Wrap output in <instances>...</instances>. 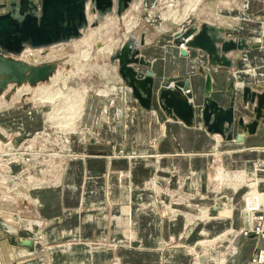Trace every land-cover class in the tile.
<instances>
[{
    "label": "crops",
    "instance_id": "obj_1",
    "mask_svg": "<svg viewBox=\"0 0 264 264\" xmlns=\"http://www.w3.org/2000/svg\"><path fill=\"white\" fill-rule=\"evenodd\" d=\"M11 1L0 0V6ZM248 1H250L249 7L255 6V0ZM257 2L261 4L259 9L263 11V16L250 20L251 23L256 22L257 26H245V24L242 26L243 22L237 15L231 16V19L223 18L220 22L211 23L228 29L234 35L232 38L244 37L252 44H259L257 49L230 55L238 61V65L236 62V67L231 70L237 88L239 87L237 86V77L240 75L245 79L243 85H257L264 88V31H262L264 30V0ZM243 30H247L245 35H241ZM142 33L143 36L147 34L138 31L139 37ZM174 33L171 36L172 40ZM158 44L161 43L158 42ZM161 45L168 58L161 69L158 67L160 62H151L150 70L154 74L156 84L158 83L157 85L160 87L163 82L168 83L173 80L169 82L170 86L176 80H193L190 92H193L192 101L197 108V105L201 104L203 100L204 80L195 65L193 66V59L197 58V52H190L188 57H184L180 54L181 49H177L172 43L171 45L165 43ZM160 64L162 66V63ZM145 70L146 68L142 69V71ZM229 72L221 70L222 77L219 79L211 74L214 80L211 95L221 106H225L229 102V93L222 91V88L226 87L225 83ZM120 82L118 85L112 84L111 88L99 91L103 97H108L111 89L115 93L119 92L116 95H122V101L117 104L115 113L112 111L110 116L111 127L115 126L114 132H111V128H109V132L103 134L104 141H116L122 147L123 130L130 127L134 130L131 132L130 139L138 142L135 152L151 155L155 154L157 149L150 146L148 142L160 139L162 141L160 152L170 155L160 157L158 164L160 167L178 164L183 173L198 170L199 173L191 172L195 182H190V184L189 181L185 182V187L191 191L196 188L206 193L207 174L203 168L212 159L210 155H200V165H196V168L193 169V160L196 158L191 154L195 151L213 152L222 156L218 155L221 161L217 160L219 163L213 177L216 176L220 166L226 172H241L242 180L239 179L234 183H240L243 178L250 179L255 175L256 166L251 165V160L262 154L261 152L259 155L258 151L259 147L264 144V121L261 123V130H258L253 136L245 135L241 143L237 144L234 140L225 142L218 135L208 134L198 117L193 127H186L182 122L166 117L156 101H154L151 111L142 110L133 98L131 90L124 85L122 80ZM6 94L8 93L0 95L1 103L2 100L7 99ZM224 95H226V100L221 101V97ZM117 100L119 99L117 98ZM108 120L107 118V122ZM240 133L235 131L233 137L235 138L236 134ZM161 134H164L163 138H160ZM125 135L127 139V133ZM214 136H218L222 142H217ZM71 147L79 157L82 156L76 141H71ZM89 148L97 149L99 147L91 145ZM110 149L114 150L115 155V148ZM225 149L226 151H223ZM114 155H107L106 158L83 156V160L72 159L71 162H68L63 184L59 189L42 191L37 189L36 192L33 191L35 193L33 199L29 197V192L22 193L20 196L23 197L22 201L25 202L22 203L25 206L31 208V203H33L39 207L37 219L30 217L22 219L9 206L6 211L0 209V264H108L115 254H118L116 262L120 264H164L159 253L163 256L166 252L165 264H176L177 262H179L178 264H189L186 252L184 254L183 250L178 248L179 245L165 248V242L170 236L176 237L182 232L183 220L179 218L176 222H170V220H164L157 216L153 211L142 212L140 210L141 204L151 201V196L143 190V182L153 170L149 163H153L154 157H150L148 160H129L125 157L117 158ZM232 156H235L236 160L246 161V167L242 170L225 169L229 168L226 160L235 159ZM131 163L133 164L131 165ZM122 173H126L123 178L119 177V174ZM234 183H229V185ZM253 189L251 188V191ZM18 194L16 193V195ZM249 195L251 197L254 194L250 193ZM0 198L5 199L7 203L15 201V198L3 195ZM239 203L241 204V202ZM184 208L187 210L186 207ZM232 213V219H234L232 227H236L239 223L238 212L232 210ZM243 213L245 219L249 221V214ZM210 214L208 213V215ZM212 231L216 233L219 230L213 227ZM195 237L196 234L192 230L188 233L186 240L191 242ZM10 238H14L16 241L29 240L32 242L31 248L15 244L10 241ZM35 240L36 242H33ZM96 241L100 242L98 245L100 248L92 247L93 242ZM233 241L228 246L230 251L225 258L226 264H245L250 257L251 249L247 244L241 247L236 238ZM247 243L252 245L253 240H248ZM177 253L184 254V260L180 257L176 258ZM201 262L202 264H211L204 257Z\"/></svg>",
    "mask_w": 264,
    "mask_h": 264
},
{
    "label": "rangeland",
    "instance_id": "obj_2",
    "mask_svg": "<svg viewBox=\"0 0 264 264\" xmlns=\"http://www.w3.org/2000/svg\"><path fill=\"white\" fill-rule=\"evenodd\" d=\"M137 1L138 0H133V3H137ZM156 1L158 0H144L142 8L139 12L134 13L132 17L139 22L136 30L139 32H146L152 38V42L141 50L142 56L147 61H158L162 63V66L160 63L158 65L161 69L163 63L167 61L168 58L161 44L165 43L171 45V36L174 30L178 32V27H172L173 29L171 30H161L159 31L160 33L155 29V26H159L163 23V21L160 20L161 14L167 13V8L160 5V2L156 4ZM255 1V6L252 5L249 7L250 1L248 0H203L199 5V10L205 9L212 3H215L219 10L222 8L218 16L231 19V16L237 15L243 22L241 23L242 26L243 24H245V26H257L255 24L256 22L251 23L250 20H255L257 17L263 16V11L259 9L261 4L257 2L258 0ZM245 5H247V8ZM180 7H183V4H181ZM199 10L197 13L200 12ZM153 11L156 17L153 21H150L149 14ZM197 16L201 17L200 14ZM198 17H193L192 23H199L202 17ZM205 19L209 18H202L201 20L204 21ZM210 19H215V16ZM124 24L125 22L119 23L117 31L115 30L112 32L110 41H120L123 39L125 32ZM90 29L92 28H88L86 32H89ZM119 31H122V37L119 36ZM241 33L239 34L245 35L247 30H243ZM228 35L231 38L234 37L232 32L228 33ZM158 42L161 44H158ZM98 44L100 45V43ZM56 49L55 51H58V53L62 55L58 56L59 58L61 57L62 63L60 62L59 68L57 69L59 72H56L59 78L54 84L55 87L52 86L50 91L55 94L56 91H59V97L73 94H87V96H85L83 114L80 119L73 124V128L61 130V132L59 129L57 130L56 127H49L46 120L50 112L49 109H52V104L48 102H45L43 105L39 103L33 104L31 103L30 96L27 100L25 98L28 97L24 96L21 99L16 97L12 100L15 92L10 93L9 98L2 100L4 104L0 107V197L4 193L8 194L9 191L13 197L16 196V193L29 192V197L33 199L35 198V193H33V191L36 192L37 189L41 191L59 189L63 184L65 171L69 164L68 162L76 158L83 160V156L106 158L108 157L107 155H114V150L110 148H115L116 154L114 157L117 158L125 157L129 160H148V158L154 157L153 163H149L153 170L150 175H148L145 182H143V190L151 196V201L141 204L140 210H142V212L153 211L157 216H160L164 220H170V222H176L179 218L183 220L182 232L176 237L170 236L165 242V248L168 249L179 245L180 247L178 248H181L184 254L186 252L189 258V264H195L197 258L203 261V257L207 258L211 264H226L225 258L230 251L228 246H230L236 238V240H239L241 247L247 244L249 246L248 248L251 249V253L249 254L250 257L245 264H264V262L260 261L261 248L264 246V155H262L264 154V144L259 147L260 149L258 152H260L259 155L262 152L261 156H256L251 160V165L256 166L255 175L250 179L245 177L240 183H234L232 185H228L229 183H227V181H217L214 179L215 177H213L217 164L219 163L217 160L220 154H214L213 152L209 153L207 151L192 152V157L195 156L194 158H196L193 160V169L196 168V165H200V155L203 156L207 154L210 155L212 159H210L203 168V171L207 174L206 193L196 188H193L191 191L185 187V182L189 181V184L190 182H195L194 175H192L191 172L199 173L198 170L183 173L180 171L178 164L170 167H168V165L164 168L160 167L158 165L160 159L165 156H170L169 154L160 152L162 144L160 139L148 142L150 146L156 147L157 149L155 154L150 155L135 152L138 142L130 139L131 132H134L133 128L128 127L127 130H123L122 147H120V144H117L116 141H104L102 138L103 134L109 132V128H111V132H114L113 128L115 126H113V128L111 127L110 116L112 111L117 109V104L122 101V95H116L117 93L119 94V92L115 93L113 89L109 91L108 97H103V95L99 94L101 93L99 91H103L104 88H111L113 86L107 79L102 77L100 70H98V67L103 66L106 60H104L101 55L98 60L93 59L95 61L91 60L88 62L80 59L81 61H79V63L82 67L79 66L78 70H76L75 66L79 63L76 62L78 59H76L75 56L80 50L85 48L75 50L69 43ZM188 52L189 55L191 54L190 52H197L198 58V51L188 50ZM181 65L184 66L185 64ZM237 78V83H245V79L241 75ZM171 81L173 80L169 82ZM23 87L29 86L23 85ZM193 91H195V89H193ZM59 97H57V99H59ZM114 98L116 99L114 100ZM117 98L119 100H117ZM224 100H226V95L221 97V101ZM201 104L197 105V109L201 107ZM247 116L249 117V115ZM107 118L109 119L108 122ZM41 133L45 138L41 137ZM163 137L164 134H161L160 138ZM70 139L76 141L79 145L80 151L82 152L81 157H79L77 152L71 147ZM91 145L99 148L91 149L89 148ZM217 151L219 152L220 150ZM223 151H226V149ZM6 153L15 155H13V157H5L4 154ZM17 157L18 160H15L14 158ZM234 157L235 156H232V158ZM226 161L229 164V168H224L228 170H242L247 165L246 161L236 160V157L234 160L229 158ZM132 164L133 163H131V165ZM224 164L227 165L226 163ZM125 176L126 173L119 174V177L123 178ZM241 183L243 184L240 185ZM232 186L238 189H234ZM251 188L254 189L251 191ZM250 193L262 195L263 199H255L254 195L250 197ZM22 199L23 197L16 196L14 202L7 203L5 199L0 198V200H2L0 201V209L6 211L9 206L13 211L15 210L22 219L29 217L37 219L39 207L31 203L32 207L28 208V206L22 203L25 202L24 200L22 201ZM239 202H241V204ZM183 207H186L187 210H185V208L183 209ZM247 208H250V210H246ZM232 210H236L239 216V223L236 227H232V221H234V219H232ZM243 212L249 214V221L245 219ZM252 212L255 217L253 223H251L250 220ZM208 213L211 214L208 215ZM260 217H263V219H260ZM213 227H216L219 231L215 233L212 231ZM192 230L193 233L196 234V237L191 242H188L186 237ZM248 240H253V244H248ZM33 242H36V240ZM99 244L100 242L98 241L93 242L92 247L100 248V246H98ZM166 253H164L163 256L159 253L164 264ZM184 254L179 253L175 257L183 259ZM117 255L118 254L113 255L108 264H120L116 262ZM221 260H223V263H221ZM178 263L179 262L176 264Z\"/></svg>",
    "mask_w": 264,
    "mask_h": 264
},
{
    "label": "water",
    "instance_id": "obj_3",
    "mask_svg": "<svg viewBox=\"0 0 264 264\" xmlns=\"http://www.w3.org/2000/svg\"><path fill=\"white\" fill-rule=\"evenodd\" d=\"M132 0H12L0 6V94L9 85L13 88L28 85L35 87L48 82L55 74L56 61L29 64L19 57L26 49L47 51L50 47L80 39L88 28H95L107 16L120 19L129 9ZM93 20L89 21V17ZM140 33V32H139ZM226 28L211 24L195 23L186 28L182 34L175 33L172 44L176 47L200 51L205 55L207 66L199 60L194 65L204 78L203 103L199 120L210 135H218L223 141L239 144L244 136H253L262 129L264 121V88L257 85L235 86V77L231 70L236 67L235 59L230 53L257 49L259 44L251 43L244 37L231 38ZM127 34L124 44L114 50L109 58L111 64L117 65V72L122 82L128 87L139 107L148 112L154 101L171 120L182 122L186 127H193L197 121V110L192 101L190 83L176 80L162 83L155 88L151 62L144 59L141 50L145 47L143 33ZM122 37V31H119ZM97 48L100 45L97 44ZM181 56L187 57L185 50ZM140 67L146 70L141 72ZM227 69L224 93H229V102L225 106L213 99V77L209 70ZM217 80V79H216ZM222 81V80H221ZM217 82L220 83L219 80ZM218 83V84H219ZM221 91V92H222ZM10 92L6 94L8 98ZM219 92V91H218ZM249 115V117L247 116ZM235 131L241 132L236 134ZM10 241L20 246L31 248L32 242L26 239Z\"/></svg>",
    "mask_w": 264,
    "mask_h": 264
},
{
    "label": "bare ground",
    "instance_id": "obj_4",
    "mask_svg": "<svg viewBox=\"0 0 264 264\" xmlns=\"http://www.w3.org/2000/svg\"><path fill=\"white\" fill-rule=\"evenodd\" d=\"M202 1L203 0H158V1H156V4H157V2H160V5H163V7L167 8L166 9L167 13L161 14L160 20L163 21V23L160 24L159 26H155V29L159 32L161 30H171V29H173L172 27H175V28L178 27L177 28L178 32L176 31V33L182 34L186 30V28L191 25L193 17H198L197 16L198 14H200V16L202 18H209V19L204 20V22L207 24L214 23L215 21L220 22L221 20H223V17L218 16V13H219V11H222L221 10L222 8L219 10L217 8V4H215V3H212L209 7L205 8V9L199 10V5ZM142 4H144V0H138L137 3L136 2L133 3V0H132V3L130 5L129 9L125 12V14L120 19L116 18L115 16H113V17L107 16V17H105L104 21L102 23H100L97 27L90 29L89 32H86V33L84 32L80 39L73 40V41L69 42L74 47L75 50L79 49V48L80 49L85 48V49L80 50V52L77 54L78 57H77V55L75 56V58L78 59V61H76V62L79 63V61H81V60L88 61V62L93 60V59L98 60L99 56L101 55L102 58H104V60H106V63H104L103 66L98 67V70H100L102 77L107 79V81H109L110 84L118 85L119 83H121L120 82L121 78L119 77L118 72H117V65L111 64L109 62V58L112 55V53L114 52V50H116L117 48H120L124 44L125 40L127 39V36H126L127 34H132V32H134V33L137 32L136 28H137V25L139 22H137V20L135 18H133L132 15H134V13L139 12V10L142 8ZM181 4H183V7H180ZM175 6H178V7H175ZM174 7H175V9H174ZM245 7L247 8V5H245ZM198 10L200 12L197 13ZM0 11H1V9H0ZM129 12H131V13H129ZM214 16H215V19H210V18H214ZM155 17L156 16H155L154 11L149 14L150 21H153V19ZM201 17H198V18H201ZM122 19H123V21H122ZM201 19H200L199 23H195V24L199 26L200 23L203 21ZM91 20H93V17L90 16L89 21H91ZM121 22L122 23L125 22V24H124L125 32H124L123 39L120 41H118V40L110 41V38H111L110 36H111L112 32L115 30L117 31L119 23H121ZM213 26L220 27V26H216V25H213ZM262 31H264V30H262ZM226 35H228V34L226 33L225 36ZM137 36L139 37L138 34H137ZM148 36L149 35H147V34L143 36V41H144L145 45L147 43H149L150 41H152L150 38L151 36H149V37ZM174 36H175V33H174ZM173 39H174V37H173ZM69 43L59 44V45L50 47L47 51H43L41 49L40 50L26 49L19 58L21 60L29 63V64H35V65L40 64V63H47V62L56 61L57 63H59L58 67H57V69H58L62 59H60L61 57L60 58L58 57L61 54L58 53V51H55V49L60 48V47L67 45ZM98 43H100V48H97ZM176 48L181 49V50L182 49L183 50H185V49L192 50V49L186 48L184 45H181V46L176 47ZM94 49H95V51H94ZM188 50H185V51L188 53V56H189ZM250 50H252V49H250ZM60 51H63V50H60ZM198 52H199L198 58H196V59L200 61L201 65L203 67L207 66L205 55L203 53H201L200 51H198ZM242 52H246V51H242ZM230 55H231V53H230ZM70 59H72V58H70ZM196 59H193V60L195 61ZM236 60L237 59L235 58V62H234L235 66H236V62L238 65V61H236ZM71 61H73V60H71ZM93 61H95V60H93ZM205 62H206V64H204ZM79 66L82 67V65H80V63H79L78 65L75 66V69L78 70ZM193 66H194V64H193ZM65 68H66V66H65ZM141 68L143 69L145 67H140L139 70ZM221 70L229 71L227 69H219L218 68V69H214V70L211 69L208 72H209V74H212L213 77L216 76V78L219 79L220 77H222ZM57 71L58 70H56V72ZM56 72L50 78V80L48 82H45V83L43 82V84L39 83L34 88H32L30 86L29 87H23V86L16 87L13 92H15L14 93L15 98L18 97V99L23 98V96H24V97H28V98H25L27 100V99H29V96H30L31 103H33V104L39 103V104L43 105V104H45V102L52 104V109H49L50 112L46 118L47 123L49 124L48 126L49 127L52 126L53 128L56 127L57 130L59 129L60 131L61 130L63 131V130H67L68 128H73V126H74L73 124L76 123L80 119L81 115L83 114V109H84V105H85L84 103H85V99H86L85 96H87V94L86 95L85 94H83V95L73 94V95H69V96L66 95V96L59 97V95H60L59 91H56V94L51 93L50 90L52 89V86H54L56 80L59 78L57 76ZM141 72H144V71H141ZM210 72H212V73H210ZM154 80H155V78H154ZM188 82L190 83L191 86L193 85L192 80L189 79ZM241 85H243V84L237 83V86H239L238 88H240ZM203 87H204V80H203ZM12 88L13 87L11 85H9V87L0 95H3L5 93L10 92V90ZM155 88H158L156 81H155ZM74 91H75V89H74ZM190 93L192 94V98H193V96H194L193 92H190ZM131 94H132V92H131ZM57 97H59V99H57ZM0 103H1V99H0ZM202 103H203V100H202ZM201 109H202V104H201V107L199 109L196 108L198 118H199V113H201ZM29 119H31V118H29ZM72 130H74V129H72ZM41 137L45 138L42 133H41ZM214 137L216 138L217 142H222L219 139L220 136L219 137L214 136ZM233 139H234V137H233ZM70 141H72V140L70 139ZM225 142H227V141H225ZM13 155H15V154H10V153L4 154L5 157H11V156L13 157ZM14 159L18 160V157L14 158ZM220 161H221V159H219V162ZM10 163H12V162H10ZM221 167L222 166H220V168L218 167L219 171L217 172V174L215 176L217 181H222V182L227 181V183H234V181L237 182V181H239V179L242 180V178H240V177H242L241 172H238V171L226 172ZM9 193H10V191H9ZM9 193L8 194L4 193L3 196H6L8 198H15L16 196L19 197L20 195H22V193L21 194L19 193L18 195L13 197L12 195H9ZM253 194H254L255 199H258V200L263 199L262 195H259L256 193H253ZM246 210H250V208H247ZM253 219H254V214L252 212L251 213V219H250L251 223H253ZM196 260H197V262H195V264H202L201 259L197 258ZM221 263H223V260H221Z\"/></svg>",
    "mask_w": 264,
    "mask_h": 264
},
{
    "label": "built area",
    "instance_id": "obj_5",
    "mask_svg": "<svg viewBox=\"0 0 264 264\" xmlns=\"http://www.w3.org/2000/svg\"><path fill=\"white\" fill-rule=\"evenodd\" d=\"M254 219H255V217H254ZM260 219H263V217H260ZM260 261L264 262V246H262V248H261Z\"/></svg>",
    "mask_w": 264,
    "mask_h": 264
}]
</instances>
